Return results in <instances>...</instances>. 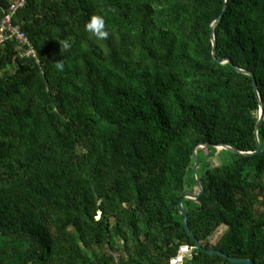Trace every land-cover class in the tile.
Segmentation results:
<instances>
[{"label": "trees", "instance_id": "1", "mask_svg": "<svg viewBox=\"0 0 264 264\" xmlns=\"http://www.w3.org/2000/svg\"><path fill=\"white\" fill-rule=\"evenodd\" d=\"M13 24L39 62L0 46V264H264V0H26Z\"/></svg>", "mask_w": 264, "mask_h": 264}, {"label": "built area", "instance_id": "2", "mask_svg": "<svg viewBox=\"0 0 264 264\" xmlns=\"http://www.w3.org/2000/svg\"><path fill=\"white\" fill-rule=\"evenodd\" d=\"M25 5L26 0L17 1L5 12L3 19L0 21V46L4 45L6 41L15 40L23 48L21 55L23 57H32L36 59L38 63L37 52L29 38L18 26L13 24V17L16 12L24 8ZM193 252L194 248L191 246H180L177 254L170 259V264H185V262L192 257Z\"/></svg>", "mask_w": 264, "mask_h": 264}, {"label": "water", "instance_id": "3", "mask_svg": "<svg viewBox=\"0 0 264 264\" xmlns=\"http://www.w3.org/2000/svg\"><path fill=\"white\" fill-rule=\"evenodd\" d=\"M222 19V16L219 17L213 28L220 23ZM212 39H213V55L215 56V53H216V40H215V35H214V32H212ZM227 63L230 62V60H227L226 61ZM235 70H237L238 72L240 73H243V74H247L251 77H253V75L249 72H246V71H243L241 69H238L236 67H234ZM253 85H254V90L259 98V92H258V85L256 83V81L254 80L253 81ZM259 122L257 124V128L256 130L259 129L260 127V124H261V121H262V118H263V108H262V104H261V109H260V114H259ZM207 146V145H206ZM209 146H212V145H209ZM214 146V145H213ZM214 147H217L218 149L220 150H228V151H231L233 153H236V154H239V155H242V156H252V155H256V154H260L262 152V147H261V144L258 142L257 144V151L256 152H248V153H244V152H239L235 149H232L228 146H225V145H222V146H214ZM200 149L204 148V146H200L199 147ZM194 160H195V167H194V170H193V175H194V178H195V181H196V184L198 186V189H199V192L197 194H193L191 192H186L185 195H184V198H183V201L184 200H198L200 198V196L204 193V189H203V186L201 184V182L199 181V179L197 178V170H198V167H199V159H198V156H197V150L194 151ZM183 201L180 202L179 204V209L180 211L183 213L185 219H184V227H185V230L187 231V233L189 234V236L195 241L196 243V247L198 250H204L201 243L189 232V229H188V214L187 212L184 210L183 208ZM207 254H210V255H219L227 260H229L230 262L232 263H235V264H253V262L251 260H248V259H233V258H230L228 257L227 255L223 254L222 252L218 251V250H209V251H205Z\"/></svg>", "mask_w": 264, "mask_h": 264}, {"label": "clouds", "instance_id": "4", "mask_svg": "<svg viewBox=\"0 0 264 264\" xmlns=\"http://www.w3.org/2000/svg\"><path fill=\"white\" fill-rule=\"evenodd\" d=\"M85 30L93 35L97 40H107L110 32L106 26L105 18L101 15H93L85 24ZM63 50H70L72 42L68 39L60 41ZM55 69L58 72H63L65 69L64 59L54 63Z\"/></svg>", "mask_w": 264, "mask_h": 264}, {"label": "rangeland", "instance_id": "5", "mask_svg": "<svg viewBox=\"0 0 264 264\" xmlns=\"http://www.w3.org/2000/svg\"><path fill=\"white\" fill-rule=\"evenodd\" d=\"M224 229H225V228L223 227V228H221V229L218 231V234L216 235V239L219 238V237L221 236V234L224 232ZM106 250H107V252H109L107 248H106ZM114 257H115L116 259H118V254H114Z\"/></svg>", "mask_w": 264, "mask_h": 264}]
</instances>
